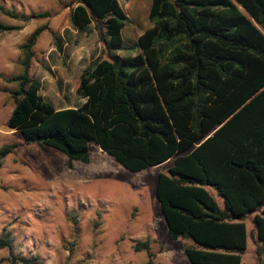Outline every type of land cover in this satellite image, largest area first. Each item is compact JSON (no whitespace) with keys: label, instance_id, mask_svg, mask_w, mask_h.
<instances>
[{"label":"trees","instance_id":"obj_1","mask_svg":"<svg viewBox=\"0 0 264 264\" xmlns=\"http://www.w3.org/2000/svg\"><path fill=\"white\" fill-rule=\"evenodd\" d=\"M74 6L69 5L68 7ZM12 19L49 18L50 11ZM151 27L138 38L139 52L122 56L130 19L119 0H78L72 27L94 25L105 57L82 71L76 94L84 102L57 109L30 75L35 46L48 30L56 49L62 38L48 25L21 45L22 73L11 92L8 128L26 144L39 143L75 162L90 163L96 144L125 169L138 173L173 160L157 178L156 197L170 240L186 239L192 264H242L248 248L245 218L254 222L264 255V0H151ZM0 21V37L21 30ZM19 145L0 150L2 159ZM214 192L223 200L221 208ZM0 237V248L9 247ZM149 250L150 240L135 244ZM13 264H41L12 255ZM148 264H154L149 253Z\"/></svg>","mask_w":264,"mask_h":264},{"label":"rangeland","instance_id":"obj_2","mask_svg":"<svg viewBox=\"0 0 264 264\" xmlns=\"http://www.w3.org/2000/svg\"><path fill=\"white\" fill-rule=\"evenodd\" d=\"M78 0H0V5L19 14L50 11L49 18L30 22L12 19L0 12V21L21 30L0 37V150L19 145L2 159L0 169V237L9 247L0 248V264H13L12 255L38 257L41 264H192L185 254L190 240L172 241L156 197L159 173H167L173 160L134 173L116 162L96 144L90 145V163L67 167L60 151L39 143L26 144L24 137L8 128L14 102L11 92L18 83L8 78L22 73L21 45L37 28L48 25L64 42V52L55 46L46 30L34 50L30 75L42 83L41 95L57 109L83 103L75 90L90 62L105 57L94 25L78 32L70 12ZM130 19L123 30L122 56L136 54L138 38L151 27V0H119ZM74 6L68 7L69 5ZM213 195L224 208L223 200ZM255 214L245 218L248 248L242 264H264L257 254ZM150 240L149 250L135 244Z\"/></svg>","mask_w":264,"mask_h":264},{"label":"crops","instance_id":"obj_3","mask_svg":"<svg viewBox=\"0 0 264 264\" xmlns=\"http://www.w3.org/2000/svg\"><path fill=\"white\" fill-rule=\"evenodd\" d=\"M83 102H84V100H83ZM216 198V197H215ZM218 201V200H217ZM218 203H219V201H218ZM219 205H220V203H219ZM221 206V205H220ZM222 208V207H221Z\"/></svg>","mask_w":264,"mask_h":264}]
</instances>
